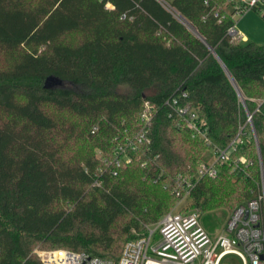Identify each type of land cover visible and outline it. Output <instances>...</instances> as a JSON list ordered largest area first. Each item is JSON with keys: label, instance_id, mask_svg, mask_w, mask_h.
I'll list each match as a JSON object with an SVG mask.
<instances>
[{"label": "trees", "instance_id": "1", "mask_svg": "<svg viewBox=\"0 0 264 264\" xmlns=\"http://www.w3.org/2000/svg\"><path fill=\"white\" fill-rule=\"evenodd\" d=\"M225 4L243 1L0 0V264H43L34 248L117 260L180 199L175 176H194L201 152L240 127L233 156L259 179L246 111L264 166V43L229 35ZM181 91L210 144L169 116L164 100ZM145 100L156 105L150 143L114 175L116 138L135 132ZM228 164L190 190L197 210L256 195Z\"/></svg>", "mask_w": 264, "mask_h": 264}, {"label": "built area", "instance_id": "2", "mask_svg": "<svg viewBox=\"0 0 264 264\" xmlns=\"http://www.w3.org/2000/svg\"><path fill=\"white\" fill-rule=\"evenodd\" d=\"M234 9L238 15L249 9H256L264 14V0H245L242 6H234ZM227 33L235 39L239 37L234 24L228 27ZM185 98L186 93L181 91L164 100V104L170 108L169 116H177L193 136L210 144L204 120L198 117L195 108L184 101ZM155 113L156 105L145 100L135 132L116 138L112 157L107 164V169L112 174L115 175L118 168L132 162L139 143H150L149 129ZM250 121L251 114L246 111V122ZM96 129L97 126H94L91 132ZM244 142L243 127H240L224 147L210 146L212 159L200 162L193 177L176 175L172 192L180 200L187 198L201 178L216 177L219 165L223 163L233 162L234 168L245 174L244 168L252 161L243 155L233 157ZM257 160L260 174L257 194L229 212L225 226L219 233L208 232L195 210L188 213L169 211L153 225H147L142 235L127 240L117 260L63 248H34L33 251L43 264H219L228 254L237 255L243 264H264V166L259 149ZM94 183L99 184L97 180Z\"/></svg>", "mask_w": 264, "mask_h": 264}, {"label": "rangeland", "instance_id": "3", "mask_svg": "<svg viewBox=\"0 0 264 264\" xmlns=\"http://www.w3.org/2000/svg\"><path fill=\"white\" fill-rule=\"evenodd\" d=\"M248 11H253V10L249 9L246 12H248ZM246 12H244V13H246ZM238 16H240V15L237 14V17ZM5 63H6V57L2 53H0V68L4 67ZM118 90H120L121 92H129V89H127L126 87H120ZM247 123H248L249 128L251 129L252 135L255 134L252 120L250 122H247ZM254 143H255V147H256V151H257L258 150L257 140L254 139ZM212 156H213V153H212L211 149L205 148L201 152L200 157L196 161L197 165L202 161H210L212 159ZM239 156H242V155H239ZM239 156L234 155L233 157L237 158ZM243 156H245V155H243ZM245 157L247 159L251 160L247 156H245ZM251 167H252L251 164L248 167H245L244 169L246 170V173L242 174V173L238 172L237 168H234L233 162L228 164L229 173L232 174L231 179L233 181L243 180V176L249 175L255 181V194H257L259 181H260V175H259V179H258V176H256V174H254L252 172ZM181 175H183V174H181ZM183 176L193 177L190 174H184ZM193 210L197 211V213L199 214V217H200L201 224L210 233H219L223 230V228L225 226V222H226L227 217H228L229 212H230L225 207H219L218 209L210 210V211L203 213L200 210H197L196 207L191 205V200L188 197L184 198L183 200H180V199L175 200L173 202V204L168 209V211H179L182 213H188L189 211H193ZM151 225H153V224H151ZM146 226L147 225H145V229H146ZM132 231L134 232V230H132ZM157 237H158V235H156V238ZM123 239L125 241L126 236L123 235ZM219 264H243V261L237 255L228 254V255H225L220 260Z\"/></svg>", "mask_w": 264, "mask_h": 264}, {"label": "crops", "instance_id": "4", "mask_svg": "<svg viewBox=\"0 0 264 264\" xmlns=\"http://www.w3.org/2000/svg\"><path fill=\"white\" fill-rule=\"evenodd\" d=\"M245 1V0H241ZM224 8L227 12H232L234 6L232 4H225ZM248 11L235 18V29L237 30L240 41H253L258 44L264 43V14L260 13L256 9Z\"/></svg>", "mask_w": 264, "mask_h": 264}, {"label": "water", "instance_id": "5", "mask_svg": "<svg viewBox=\"0 0 264 264\" xmlns=\"http://www.w3.org/2000/svg\"><path fill=\"white\" fill-rule=\"evenodd\" d=\"M237 89V88H236ZM237 91H238V89H237ZM238 95L240 96V93H239V91H238ZM254 138H255V140H257L256 139V135L254 134Z\"/></svg>", "mask_w": 264, "mask_h": 264}]
</instances>
